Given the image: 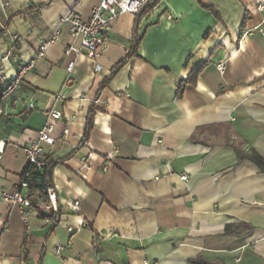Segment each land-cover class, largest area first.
<instances>
[{
    "label": "crops",
    "instance_id": "obj_1",
    "mask_svg": "<svg viewBox=\"0 0 264 264\" xmlns=\"http://www.w3.org/2000/svg\"><path fill=\"white\" fill-rule=\"evenodd\" d=\"M100 1L0 0V75L35 61L3 103L0 191L19 188L23 148L45 111L63 113L56 143L43 145L62 159L52 176L58 222L39 213L54 212L47 197L26 223L0 201V262L264 264V171L234 149L264 158V0H161L137 24L121 14L99 72L84 54L65 53L66 28L35 59L61 17L75 8L87 18Z\"/></svg>",
    "mask_w": 264,
    "mask_h": 264
},
{
    "label": "built area",
    "instance_id": "obj_2",
    "mask_svg": "<svg viewBox=\"0 0 264 264\" xmlns=\"http://www.w3.org/2000/svg\"><path fill=\"white\" fill-rule=\"evenodd\" d=\"M150 0H101L97 5H94L88 14L87 18H82L75 12V8L70 9L66 15L60 18L59 26L54 31L53 35L47 40L39 41V49L36 53L35 59H42L48 45L54 43L56 38L60 35L63 28H66L72 42L66 48L65 53L74 51L78 54H84L93 63L94 71L99 72L101 67L97 63L98 57L103 53L107 44V32L111 27L114 20L121 14L137 15L142 8L147 5ZM6 60V57L3 58ZM35 61H31L29 64L23 66L12 79H5L0 75V81L3 83V88L0 91V116L3 113V103L10 97L14 90L20 84L23 75L28 69L32 68ZM73 67V63H70L67 70L70 72ZM219 72H223L224 67L222 64L217 65ZM55 99H63V96L58 94L54 96ZM29 109L34 108V104L29 103ZM46 123L42 129L37 132V139L31 141L26 145L23 150L25 153L26 161L30 164H34L40 167L39 160L45 154L43 145L53 146L56 143L54 137V124L63 118V113L60 109L51 106L45 111ZM3 149L0 148V152ZM91 157V153L86 157H82V168L86 167L88 158ZM105 169V168H104ZM80 174L81 169L76 171ZM186 180L185 176L181 177ZM27 183L20 181L19 188L15 191H0V201L6 202L12 206H15L23 221L26 223L29 213L31 211V201L27 196ZM47 199L49 201L48 209L57 211L56 195L53 187L47 189ZM78 202H74L73 206L77 207ZM72 232V229H68ZM61 247L54 249L55 254L61 255ZM0 264H2L0 262ZM148 264V263H144Z\"/></svg>",
    "mask_w": 264,
    "mask_h": 264
},
{
    "label": "trees",
    "instance_id": "obj_3",
    "mask_svg": "<svg viewBox=\"0 0 264 264\" xmlns=\"http://www.w3.org/2000/svg\"><path fill=\"white\" fill-rule=\"evenodd\" d=\"M161 0H150V2L145 5L142 10L135 15L136 16V24L139 23L140 19L148 14L154 6H156ZM138 38L134 37V44L132 46V49L136 47L138 44ZM123 64V61L119 62L114 69L111 72V75L106 77L103 82H102V87L105 86L112 75L120 68V66ZM200 68L194 69L184 80L182 83L183 86L186 83H192L198 74V71ZM182 86V87H183ZM180 87V88H182ZM92 114V113H91ZM89 115L86 126H85V131H84V136L82 138V142H85L87 140V137L89 135L90 129H91V117L92 115ZM81 145L76 147L74 151H77L80 148ZM234 149L236 153L238 154L240 159H247L257 165L262 171H264V158H262L258 153H256L254 150H250L249 152L245 153L242 151L238 146H234ZM73 151V152H74ZM62 159L55 158L53 154L45 153L42 158H40L39 163L40 167H37L34 164H30L26 162V165L23 168V171L21 173V181H24L27 183V196L29 197L31 201V209H38V203L37 201L40 198L47 197V189L53 186V181H52V176H53V170L54 167L60 162ZM39 213L44 215V217H47L50 219L52 224H57L58 222V214H59V209L55 212L49 213V215H46V212L39 211ZM187 264H224L223 262L220 261H210L208 259H205L201 256H198L195 259H192L188 261Z\"/></svg>",
    "mask_w": 264,
    "mask_h": 264
}]
</instances>
